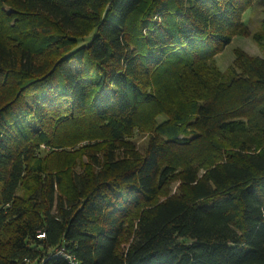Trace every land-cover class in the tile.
<instances>
[{"label": "trees", "instance_id": "trees-1", "mask_svg": "<svg viewBox=\"0 0 264 264\" xmlns=\"http://www.w3.org/2000/svg\"><path fill=\"white\" fill-rule=\"evenodd\" d=\"M255 2L0 0V264H264Z\"/></svg>", "mask_w": 264, "mask_h": 264}, {"label": "rangeland", "instance_id": "rangeland-1", "mask_svg": "<svg viewBox=\"0 0 264 264\" xmlns=\"http://www.w3.org/2000/svg\"><path fill=\"white\" fill-rule=\"evenodd\" d=\"M264 19V0H256L255 5L243 17V22L248 26L250 31L255 34L262 30ZM240 50L250 57H264V50L256 44L252 38L235 37L232 43L217 56V66L220 71L225 73L235 61V51ZM164 118H160V121ZM137 148L142 152L146 143L145 136H136L134 138ZM177 186L173 187L175 191Z\"/></svg>", "mask_w": 264, "mask_h": 264}, {"label": "built area", "instance_id": "built-area-1", "mask_svg": "<svg viewBox=\"0 0 264 264\" xmlns=\"http://www.w3.org/2000/svg\"><path fill=\"white\" fill-rule=\"evenodd\" d=\"M42 237H44V235L39 236V238H42ZM65 256H66V255H65ZM66 258H67L68 260H70V262H71L72 264H75V262L71 259V257L66 256Z\"/></svg>", "mask_w": 264, "mask_h": 264}]
</instances>
